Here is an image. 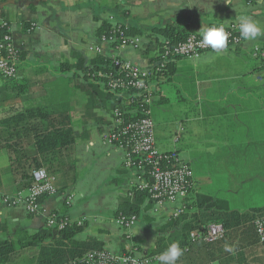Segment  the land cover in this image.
Masks as SVG:
<instances>
[{"label":"crops","instance_id":"0c3cea01","mask_svg":"<svg viewBox=\"0 0 264 264\" xmlns=\"http://www.w3.org/2000/svg\"><path fill=\"white\" fill-rule=\"evenodd\" d=\"M241 15L264 26V0H0V20L19 53L17 78L0 79V243L12 249L0 264H69L70 256L93 250V244L111 254L134 250L140 257L153 258L149 264H159L158 256L175 241L184 249L177 264H264L250 226L233 229L210 245L189 242L185 231L197 212V199H192L196 193L208 195L210 189H233L256 181L257 176L235 177L232 171L245 167L238 160L264 154L254 146L264 143V36L245 41L240 35L239 47L207 52L195 60L175 59L154 82L151 118L156 148L161 153L175 151L193 171V192L182 203L188 209L184 207L177 218L172 217L177 204L158 209L150 200L135 198L134 173L123 168V153L102 139L110 117L103 99L75 70L81 59L89 65L95 58L87 49L97 43V30L109 18L141 40L138 51L118 55L148 69L154 62V45L164 39L159 31L201 36L205 25L228 28ZM110 54L105 49V57ZM168 88L177 91L180 115L170 121L162 116L154 119L156 106L165 108L169 103ZM53 106L68 111L73 143L67 150L51 147L38 156L27 139L40 133L39 122H47L33 121L28 110ZM30 125H37L36 130L29 131ZM18 137L24 141L16 149L29 160L15 161L13 152L3 146L4 140ZM40 157L52 165L53 175L48 172L55 178L56 193L41 200L37 215H29L22 206H4V195H27L24 170L19 169L28 168L31 178L30 164L34 159L40 162ZM234 195L231 191V199H225L229 208ZM132 204L136 222L125 230L118 219ZM51 214L77 228L68 242L46 227ZM43 230L51 232L42 244L46 250L24 247L28 237Z\"/></svg>","mask_w":264,"mask_h":264},{"label":"built area","instance_id":"2783aa9c","mask_svg":"<svg viewBox=\"0 0 264 264\" xmlns=\"http://www.w3.org/2000/svg\"><path fill=\"white\" fill-rule=\"evenodd\" d=\"M108 24L109 35L98 37L97 43L87 50L95 57H105V49L111 50L112 54L108 58L111 59L114 74L100 73L98 77L106 81L108 93L121 99L124 110L115 108L111 111L102 139L123 153V168L134 173L135 192L147 193L158 209L165 204H177L172 214L173 218H177L185 211L182 203L192 187L193 171L175 151L161 153L156 148L155 124L151 118V106L156 95L154 82L163 76L166 66L173 60H195L215 50L203 46L200 43L202 37L195 34L187 35L183 42L174 45L163 40L154 52L152 66L142 69L118 55L122 51H138L141 48L140 38L128 36L125 28L112 18H109ZM0 28H6L0 31V79L14 81L17 78L19 53L14 48L5 22H0ZM225 30L229 33L227 47H239L241 39L238 23ZM174 141L177 142V137ZM31 178L32 184L26 196H4L1 197V203L9 207L22 206L29 215H37L41 210V200L56 193L55 178L43 168L32 171ZM135 222L133 216L118 219L119 225L125 230H129ZM68 226L70 224L66 220L55 214L46 220V227L57 232L64 231ZM253 227L264 253V216L255 219ZM224 234L220 224H211L203 233H191L189 239L192 243L210 245L221 241ZM152 261L153 258L140 257L134 250L120 254L100 251L89 252L69 264H149Z\"/></svg>","mask_w":264,"mask_h":264},{"label":"trees","instance_id":"16d2710c","mask_svg":"<svg viewBox=\"0 0 264 264\" xmlns=\"http://www.w3.org/2000/svg\"><path fill=\"white\" fill-rule=\"evenodd\" d=\"M0 22H2L0 20ZM6 28H0V31H5ZM110 31V25L108 23L103 24L98 30H97V36L100 37L102 35H109ZM161 36H163V40L168 42L171 45H174L176 43L183 42L187 35L183 32H174L170 29H164L159 31ZM125 33L128 36H131L125 29ZM160 43H157L154 45V47L160 46ZM169 65V64H168ZM168 65L165 68V72L163 73V76L166 74V71L168 69ZM75 70L81 72L83 76H81L83 79L87 81V84L85 85L87 88H89L92 93L94 92L96 96L102 97V103L104 106V109L107 113L111 114V111L115 108H119L121 110H124V107L122 106V101L119 97L112 93H108L106 91V81L104 79H101L98 77V74H114L113 66L111 63V59L104 56H97L94 59H92L87 65L85 63V60H80L77 65L75 66ZM162 76V77H163ZM28 113L30 114V118L34 117L33 121H39L45 120L47 124H40L41 131L39 134H34L33 138L27 139L28 145H32L38 152V156H40V152L43 150H46L48 148L53 147L49 150H67V148L73 143V135L72 130L68 127L67 124V114L68 111L63 106H53L48 108H36V109H30L28 110ZM38 118V119H37ZM37 125H34L32 128V125H30L29 131L36 130ZM26 128V127H25ZM19 131L22 129V126L18 127ZM27 129V128H26ZM26 129H24L26 131ZM21 137L18 138H9L7 140H2L4 143V148L13 152V158L17 162L20 160H29L28 155H23L22 150L17 151V146L22 145ZM255 147L258 146L259 148L264 150V143H259L254 145ZM21 147V146H20ZM22 149V148H21ZM43 155V154H42ZM36 158V157H35ZM63 158L61 157L60 160ZM13 160V162H15ZM246 160H238V165H243L245 167L238 168L237 171H232L235 174V177H240L244 174H250L249 176H257L255 182L251 183L250 186L248 184H241V187L233 188L227 191L223 190L221 191L219 189H210L211 193H208V195H202V194H195L192 199H197V212L193 213L190 216L189 225L185 229V231L188 234V238L191 233H203L206 228L211 224H220L224 231V238L229 234V232L233 229L240 228L242 226H250L253 231V222L255 219L264 216V154H258L256 156L247 157ZM52 165H48V160L40 157V162L38 159H34L32 165L30 164V169H39L44 168L47 172L50 171ZM19 170H24V172L21 173L22 182L24 188H30L32 184V178L28 176L29 169H23L20 168ZM31 171V170H30ZM48 172V173H49ZM49 173V175H51ZM53 175V174H52ZM246 176L244 175V178ZM263 179V180H262ZM1 181V177H0ZM225 188V187H222ZM228 188V187H226ZM193 189V180H192V187L189 191V195L192 194ZM234 191L236 195H234L233 199L238 197L239 195L244 196L246 199H239L245 200V202L238 203L239 205L233 204L230 208L228 206V201L224 200V198H221L218 196L219 192H225L228 193L230 196V192ZM18 193V192H17ZM191 193V194H190ZM21 194V193H18ZM17 195V194H16ZM137 200L143 201V200H149V195L145 192H136L135 193ZM5 196V195H4ZM2 196V197H4ZM138 196V197H137ZM186 199H190V196ZM48 197V196H47ZM231 199V196H230ZM236 205V206H235ZM134 204L131 205V207L128 206V211H123L122 214L126 217L136 216V211ZM188 209V207L183 206V208ZM184 208V210H185ZM243 208V209H241ZM241 210L243 212H241ZM78 232L77 228H72V226H68L64 231L60 232L63 240L65 242H68L76 233ZM51 232L47 230L40 231L36 233L33 236H30L27 238V242L25 243L24 247L28 246H39L43 249L47 247L42 246L43 242L46 241L51 237ZM254 235L256 237L255 231ZM223 238V239H224ZM257 240V237H256ZM189 242H191L189 240ZM258 243V240H257ZM11 245H8L6 243H0V263H2L5 259L6 254L9 251H12L10 248ZM93 250H90L89 252H100L102 249L97 248V244H93ZM88 251L86 253L77 254L74 256H70V262L76 259L81 258L85 254L89 253ZM69 262V263H70Z\"/></svg>","mask_w":264,"mask_h":264},{"label":"clouds","instance_id":"9594fccd","mask_svg":"<svg viewBox=\"0 0 264 264\" xmlns=\"http://www.w3.org/2000/svg\"><path fill=\"white\" fill-rule=\"evenodd\" d=\"M238 28L240 35L245 41H255L258 37L264 36V26L253 20L251 17L241 15L238 18ZM200 43L212 50L219 51L225 49L228 45L229 33L225 30L223 24L205 25L200 31ZM226 250L231 251L226 247ZM184 249L179 241L172 242L167 249L158 256L159 264H177V261L183 256Z\"/></svg>","mask_w":264,"mask_h":264},{"label":"rangeland","instance_id":"374dc122","mask_svg":"<svg viewBox=\"0 0 264 264\" xmlns=\"http://www.w3.org/2000/svg\"><path fill=\"white\" fill-rule=\"evenodd\" d=\"M167 96L169 97V103L166 104L165 108L163 106H158V105L156 106L157 109L154 111L155 112V117H154V114H153V118L154 119H157L156 117H158V116H162L163 120H169L170 121L171 119L175 118V116L180 115L179 111H180V107H181L182 103L179 104L180 98L177 96V91H174L172 88H168ZM154 107H155V105H154ZM164 114H166V115H164ZM231 144L232 143H230V145ZM102 148L105 149V151H108L107 147L102 146ZM110 184L112 185V183H110ZM103 188H105V187H103ZM106 189L110 190L111 189L110 185H108V188H106ZM220 190L221 191H223V190H227L228 191L229 188H226V187L225 188H220ZM218 196L220 198L222 196V198H224V200L225 199H230V196L228 195V193H225V192H219ZM239 199H246V198L244 196H242V195H239L238 197L234 198L233 202L231 203V206L233 204L239 205L238 203L245 202V200L239 201Z\"/></svg>","mask_w":264,"mask_h":264}]
</instances>
